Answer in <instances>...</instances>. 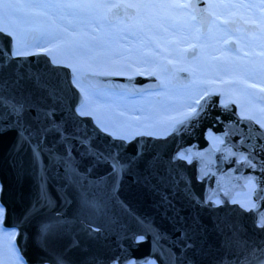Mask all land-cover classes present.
Wrapping results in <instances>:
<instances>
[{
	"label": "water",
	"instance_id": "95a60500",
	"mask_svg": "<svg viewBox=\"0 0 264 264\" xmlns=\"http://www.w3.org/2000/svg\"><path fill=\"white\" fill-rule=\"evenodd\" d=\"M117 5L108 10L107 20L115 23L123 18L132 22L138 7L123 1ZM190 5L205 33L211 19L205 1L190 0ZM36 34L31 30L27 42ZM13 49V38L0 32V52L8 53L0 57V94L17 106H29L21 117L0 108V125L6 128L0 132V203L4 207L2 224L17 230L16 245L27 264H58V260L63 264H126L133 258L142 264L150 257L157 258L154 252L146 251L155 242L136 243L135 236L144 215L158 201L159 222L161 214L169 221L164 231L159 223L163 246L168 249L164 252L168 256L165 264H188L187 255L173 259V221L190 216L194 208L200 207V203L190 200L207 196L200 184L191 183L195 178L189 168L180 162L170 163V167L166 164L177 153L188 150L199 157L227 160V166L222 163L209 176L212 183L218 179L227 186L229 196L242 189L241 183L247 178H254L257 184L255 208L246 210L227 201L208 211L211 217L206 238L214 264H227L230 250L222 243L233 231L242 239L264 243V228L256 226L259 215L264 214V127L251 118L240 117L234 104L222 106L220 93H211L202 97L197 110L177 122L164 138H115L91 117L78 113L84 97L73 84L74 74L69 67L55 65L45 55L15 57L11 55ZM196 55L197 49L188 58ZM168 71L171 85L191 84V71ZM81 79L93 89L131 94L155 91L161 86L154 75L86 72ZM48 84L57 86V99L49 100L43 91ZM260 98L264 99L262 93ZM49 112L53 114L46 115ZM209 131L223 137L224 156L212 149L206 138ZM242 156L251 166L235 163ZM164 165V173L181 175L187 186L195 188L196 197L181 185L162 189L159 166ZM214 193L213 188L212 196ZM125 205L130 206L133 222L130 256L122 248L123 235L112 234L115 224L123 219ZM57 221L64 223L54 236L44 237L41 243V227Z\"/></svg>",
	"mask_w": 264,
	"mask_h": 264
},
{
	"label": "rangeland",
	"instance_id": "374dc122",
	"mask_svg": "<svg viewBox=\"0 0 264 264\" xmlns=\"http://www.w3.org/2000/svg\"><path fill=\"white\" fill-rule=\"evenodd\" d=\"M174 1L179 7H174ZM256 1L257 6L250 15L254 17L255 23L260 25V30L257 32L259 37L264 34V0ZM12 2L22 7L0 10V28H6L8 32L13 33L11 37L14 47L19 42L22 50L30 54L43 45L50 44L53 48L49 55L50 60L55 65L67 66L72 70L73 84L84 97V103L77 108L78 113L80 114L83 106L85 114L82 116L91 117L97 126L115 138L131 140L138 135L156 137L166 135L176 122L193 113L199 100L207 94L209 88H218V80L225 76L222 73L216 75L220 73L222 63L214 62L216 58L213 57V53L210 59L209 45L204 36L200 37V25L195 19L193 8L190 7V0H135L131 3L138 7L136 17L130 23L123 18L119 19L121 22L118 21L117 26L111 23L115 26L112 28L113 32L104 25L97 30L90 27V22L85 21L73 23L68 27L64 23L66 19L60 16L55 18L48 10L31 5L29 0H12ZM100 3L101 5L118 4L115 0H102ZM148 4L154 6V12L158 5L167 11L175 8L184 11V15L188 14L185 18L186 24L178 23L174 26V30L168 33H159V28L154 27L155 22L151 20L146 26L143 25V18L152 14L145 11ZM80 10L74 9V11ZM12 11L20 13L16 14ZM98 11L99 19L103 24L106 21L104 7L103 10L101 7ZM87 12L89 14L87 19L91 21V8ZM250 12L249 10L247 13ZM217 18L222 20L219 11ZM162 26L164 30H168L164 23ZM30 29H36L38 35L33 42L27 43ZM141 37L149 44L148 49L138 45ZM173 40L175 44L171 42ZM194 45L198 46V53L188 60L186 57L188 47ZM243 45L241 41V49L235 54L236 60L245 61L254 54L252 50H247L245 55L246 50ZM163 50H166L167 54ZM222 54L220 53L219 56ZM168 62L174 67H184L191 71L193 79L189 86L174 87L167 84L169 75L163 72V67ZM211 67H214V71H210ZM86 72L122 76L150 73L159 79L161 86L158 90L138 94L107 88L93 89L81 79V75ZM239 80L240 92L246 93L245 86L250 84L256 86L257 90L261 89L260 85L254 84L246 76H241ZM246 110V108L242 109L245 113ZM254 188L255 185H252L246 193L236 194L234 202L244 205V208L253 204ZM2 221L3 218L0 220V264H26L16 245L17 230L3 227Z\"/></svg>",
	"mask_w": 264,
	"mask_h": 264
},
{
	"label": "flooded vegetation",
	"instance_id": "af4514ba",
	"mask_svg": "<svg viewBox=\"0 0 264 264\" xmlns=\"http://www.w3.org/2000/svg\"><path fill=\"white\" fill-rule=\"evenodd\" d=\"M204 1L206 3V11L211 16L209 26L207 28V32L204 33L205 34L204 37L207 40L208 45H209L210 59L212 58L211 57L212 53L214 55L213 56L214 58L220 59V57L218 58L219 54L220 53L226 54L227 50L230 53H232V55H235L236 53L240 51V48H241L240 43L242 41L241 40L242 35H246V34L253 35L254 34L255 36L258 34L257 32L260 30V25H258V23H255V21H252V20L251 21L247 20L246 17L243 16L242 14L232 13L229 15L227 11L225 10L226 8L224 7L221 8L222 20L218 18L215 19L216 16L214 15V12H212L211 10V7H214V5L210 3L209 0H204ZM116 2H119V1H116ZM190 7L193 8L191 5ZM193 11L195 14L194 8H193ZM106 19H107V14H106ZM195 19H196V15H195ZM238 22H241L244 25H240ZM31 30H35L37 32L36 34V37H37L38 31L36 29H30L29 32ZM29 32H28V35H29ZM200 32H201V28H200ZM28 35H27V40H28ZM36 37L31 42H33L36 39ZM212 45L214 46L223 45V47L222 49H219V50L216 49L213 52L211 49ZM188 48L189 50L186 53V57L188 60H190L188 58V54L194 52L195 49H197V53H198V46L194 45L193 47L189 46ZM52 50L53 48L50 46V44H45L40 49H36L30 54H26V56L45 55L49 57ZM254 61H256L255 53L252 54V56H249V59L247 58V60L243 61V65L248 66L249 64H252ZM214 62L222 63L221 64L222 66L219 69L221 71L220 73L216 75L223 74L225 76H223L220 80H218L219 87L216 89L209 88V90L207 91V94L220 93V104L222 106H228L229 104H234L236 106L237 113L240 117L251 118L261 127H264V99L260 98L261 93L264 97V89L257 90L254 88L253 85L250 84V85L245 86V89L247 90L246 93L240 92L239 91L240 89L238 88L239 81L236 79L239 75L235 72L237 69H240L239 68L240 65L238 61L235 62V61H227V60H218V62L216 61ZM170 68L173 70H179V69L187 70L184 67H174L169 62L166 65H164L163 72L169 75V78L167 79V84L169 85H171L169 82L171 73L168 71V69ZM211 70L214 71V67H211L210 71ZM149 74L150 73H147L145 75H149ZM136 75H140V74H136ZM243 108L247 109L246 113L242 111ZM168 133L164 136H159V137L164 138L168 135ZM206 138L209 144L211 145L212 149L216 153H218L220 156H224L226 154L221 149V145L224 143L223 137H221L220 135H217L213 131H209L206 135ZM177 162H180L182 165H184L185 167L191 170L195 178V182L191 181V183L200 184L201 185L200 190L203 192V195L207 197H204L201 199L197 198L196 197L197 191L192 185L190 186L186 185V182H184L185 178L181 177V175H173V174L169 175L171 171L164 173V170H165L164 167L166 166L165 165L159 166V170H160L159 184L162 186L161 187L162 189H165V187L167 186H169V188H174V187H178L179 185H181L183 188L185 189L187 188L192 193V195L196 197L190 200L192 203L201 204L199 208L197 209L194 208L192 210V213L190 216H185L184 218L173 221V224H174L173 233L175 236V246L173 248V250L175 251V254L173 255V259H175L176 257L178 259V257L180 256L187 255L189 259L188 264H212L213 256L211 255V252L208 250L207 238H206L207 236L206 233L208 232V228L210 227L209 222H210V217H211V214L210 213L208 214V211H210V208L212 207L217 208V207L224 205L227 201L230 204L240 205L239 203L234 202L235 195L238 193H246L249 187L252 185L253 186L255 185V188L252 192V201L254 202L253 195H254L255 189L257 188V184L254 178H247L245 181L241 183L242 189H240L239 191H236L234 194L229 196L227 186L222 185V182L218 179H216L214 183H212L210 180V176H209V173L212 172L213 170H217L219 166L221 167L222 163L224 164V166H227L228 165L227 160H224V162H222V160H216V159H211V158H206V157H199L196 154H194L193 151L188 150V151H181L177 153L173 157L172 162L167 161L166 164H168L169 166L170 163L175 164ZM235 163L237 165H244V164L250 165L244 156L237 157ZM222 171L223 170L220 169V172ZM213 188L215 189L214 196H212ZM253 204H255V202ZM123 215H124L123 219L118 222L119 224H115V226L113 227L112 234L118 233L121 236L123 235V247L122 248L124 250H127L126 255L130 256L131 246H130L129 238H130V233L132 232L133 222H132V213H131V209L129 205H125ZM163 216H164L163 214L160 215V222H159V201H158L156 204H154V207L150 208L149 212L143 217V224L141 225L140 229L138 230V233L135 236V242L136 243H142V242L148 243V242L154 241L155 245L147 249L146 251L154 252L157 255L158 259L155 257H150L147 261H144L142 264H149L150 262H152V264H161V263L165 264V260L166 258H168V256H165V253H166L165 251H167L168 249H165V247L163 246L164 239H163L162 234H159V223H160V229L162 231L166 229L167 227L165 226L166 223L167 225L169 224V221H167L166 218H163ZM95 229L98 231H102L101 227H95ZM159 243L161 244L160 249H159ZM183 244H187L188 247H184ZM159 251L162 252L161 256H159ZM214 263L215 262L213 260V264ZM112 264H119V262L115 261V262H112ZM126 264H137V263H136V260L133 258Z\"/></svg>",
	"mask_w": 264,
	"mask_h": 264
},
{
	"label": "bare ground",
	"instance_id": "6f19581e",
	"mask_svg": "<svg viewBox=\"0 0 264 264\" xmlns=\"http://www.w3.org/2000/svg\"><path fill=\"white\" fill-rule=\"evenodd\" d=\"M31 5L35 6V7H40L44 10H48L50 12V14H52L55 18L56 17H62L64 19H66V21H64L65 24H67V26H71L73 23L77 24L78 22H90V27H93L97 30L101 29L102 26L104 25V27H107L109 29V31L113 32V27L114 24H116V26L119 24V22L121 21H117L114 24H111V22H109L107 19L106 21L103 22V24L101 23L99 16H98V10L99 8L101 9V7H96V5H101L100 2H102V0H70V1H66V0H29ZM104 1V0H103ZM115 1H123L129 4H132L131 2L135 1V0H115ZM210 3H212L214 5V7H211L212 12H214V15L217 17L218 15V11L221 14V8L224 7L226 8L225 10L227 11V13L230 15L232 13H237V14H242L243 16L246 17L247 20L249 21H254V17L251 16L250 14L253 13V11L255 10L256 6H257V1L256 0H209ZM176 2H173L174 7H179V5H175ZM103 5H105L103 3ZM133 5V4H132ZM91 8V21H89V14L87 12V10ZM96 8L98 10H96ZM154 6L151 4H148L146 6V12H152V14L150 16H148L147 18H143V25L146 26V24L148 22L154 21V27L159 28V33H168L170 30H174V26L178 23L183 22L184 24H186V20L185 18L188 16L184 15L182 10L175 8V9H171L169 11L164 10L162 7H159V5L156 7V11L154 12L153 10ZM74 9H81L80 11H74ZM103 10V7H102ZM109 10V7H104V14H105V18H106V14ZM251 11L250 13H247L248 11ZM264 11V10H263ZM16 14L20 13L19 11H12ZM79 12V13H78ZM101 13V11H100ZM185 13V12H184ZM216 19V18H215ZM198 22V21H197ZM164 23V26H166L168 28V30H164L162 24ZM214 25V24H213ZM181 28V27H179ZM207 32V31H206ZM202 33L201 36H205V34ZM168 36V34H167ZM252 37V38H250ZM206 40V39H205ZM242 43H244V49L246 51L245 55L247 54V50H252L254 53L255 51H257L255 53V58L256 61H254L252 64H249L248 66H244L243 65V61L241 59L236 60L235 59V55H232V53H230L228 50L226 51V54L223 53L222 55L218 56V58L220 57V59H215L216 62H218V60H227V61H235L239 63V68L237 69L235 72L239 75L236 79L238 81H240L239 79L241 78V76H246V78H248L249 80H251L254 84L256 85H260L259 88L264 89V42H262L264 40V34L262 35H251V34H246V35H242L241 37ZM127 41H129L127 39ZM126 41V42H127ZM204 41V40H203ZM173 44H175V41H171ZM207 42V40H206ZM138 45L142 46L143 48L148 49L149 48V44L147 43V41L145 40V38H140ZM208 45V42H207ZM159 45H157V49L159 50ZM222 46H217V45H212L211 49L214 52L216 49H222ZM241 49V48H240ZM243 49V50H244ZM163 52L165 54H167L166 50H163ZM243 53V52H242ZM166 56V55H165ZM235 73V74H236ZM254 88L256 89V86H254Z\"/></svg>",
	"mask_w": 264,
	"mask_h": 264
},
{
	"label": "snow or ice",
	"instance_id": "6c2138e0",
	"mask_svg": "<svg viewBox=\"0 0 264 264\" xmlns=\"http://www.w3.org/2000/svg\"><path fill=\"white\" fill-rule=\"evenodd\" d=\"M20 7H22V5L14 3L12 0H0V10L18 9ZM96 7H119V5H96ZM0 32H6L9 36H13V33L8 32L6 28H0ZM26 54L27 53L20 47L19 42H17L16 46L11 52L12 56H23ZM7 55V52H0V57H6ZM43 91L49 100L58 98L59 93L56 85H45L43 86ZM28 107L29 106L25 104L17 106V104L12 103L2 94H0V108L10 110V113L17 117H21ZM52 114V112L46 113V115L49 116ZM80 114H85L83 111V106H81ZM2 115L3 113H0V116ZM2 131H6V128L3 125H0V132ZM241 207L245 206L241 205ZM255 207V204H250L246 210H250ZM3 213L4 209L2 206H0V220L3 218ZM63 223V221H57L51 224H44L40 229L41 243L45 242L44 237L50 235L54 236ZM256 226L258 228H264V214L259 215ZM9 235H15V233H9ZM222 246L230 250L227 264H264V243L257 244L247 239H242L237 235L236 231H233L231 237L223 241ZM186 247H188V245H186ZM58 264H63V261L58 260Z\"/></svg>",
	"mask_w": 264,
	"mask_h": 264
}]
</instances>
